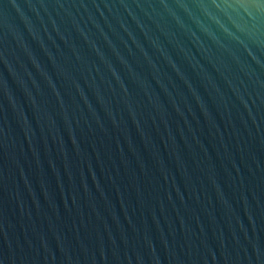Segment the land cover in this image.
I'll list each match as a JSON object with an SVG mask.
<instances>
[{
	"label": "water",
	"instance_id": "obj_1",
	"mask_svg": "<svg viewBox=\"0 0 264 264\" xmlns=\"http://www.w3.org/2000/svg\"><path fill=\"white\" fill-rule=\"evenodd\" d=\"M0 264H264V0H0Z\"/></svg>",
	"mask_w": 264,
	"mask_h": 264
}]
</instances>
